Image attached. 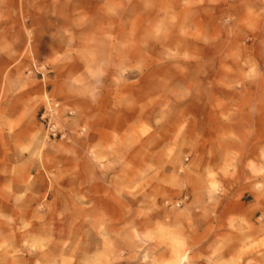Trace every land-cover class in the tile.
<instances>
[{"label":"rangeland","instance_id":"obj_1","mask_svg":"<svg viewBox=\"0 0 264 264\" xmlns=\"http://www.w3.org/2000/svg\"><path fill=\"white\" fill-rule=\"evenodd\" d=\"M62 259L264 264V0H0V264Z\"/></svg>","mask_w":264,"mask_h":264},{"label":"bare ground","instance_id":"obj_2","mask_svg":"<svg viewBox=\"0 0 264 264\" xmlns=\"http://www.w3.org/2000/svg\"><path fill=\"white\" fill-rule=\"evenodd\" d=\"M61 252V251H60ZM65 252V251H64ZM186 258V256H185V254H182V255H179L178 256V259L180 260V261H182L183 259H185ZM62 263L61 264H70V262H64V259H62V261H61Z\"/></svg>","mask_w":264,"mask_h":264}]
</instances>
